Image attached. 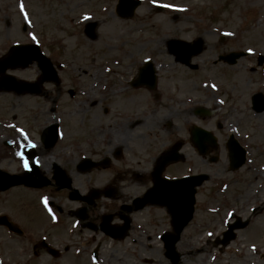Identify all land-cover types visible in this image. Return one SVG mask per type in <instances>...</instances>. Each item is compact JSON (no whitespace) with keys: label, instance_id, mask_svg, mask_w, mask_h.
<instances>
[{"label":"rangeland","instance_id":"1","mask_svg":"<svg viewBox=\"0 0 264 264\" xmlns=\"http://www.w3.org/2000/svg\"><path fill=\"white\" fill-rule=\"evenodd\" d=\"M115 3L116 0H0V55L8 41L39 40L41 51L51 63L63 64L58 95L51 83L44 84L42 95L34 97L0 94V169L11 174L19 172L29 160L24 153L29 146L41 147V129L54 122L61 129L58 145L40 156L30 148V159L36 158L43 171L54 161H63L72 146L70 138L93 133L98 124L105 126L108 121L96 114L101 103L81 112L91 106L83 101H103L102 97L115 91L111 94L118 97L110 96L104 102L109 107L112 101L129 105L127 97L142 91L126 87L128 80L136 76L142 62L151 60L159 68L162 88L173 89V80L185 84L187 90L199 87V104L208 110L210 107L213 113L200 120L188 119L211 131L218 140V159L213 164L203 162L198 168L209 179L198 188L193 222L176 244L178 264H264V113L255 115L250 108L251 95L264 91V63L258 65V58L264 57V0H142L134 17L127 20L117 16ZM158 6L162 7L159 12ZM89 21L96 23L91 39L83 32ZM195 40L203 48L190 58V72L179 65L170 49L177 41ZM232 51L249 55L233 66L214 64L219 55ZM114 64V79L106 83L103 76L92 87V75L98 78L101 73L109 74L107 68ZM31 69L24 71L28 75H16L33 79L38 71ZM74 105H79L77 111ZM70 111L75 117L68 116ZM230 134L247 156L245 165L234 172L228 171L224 146ZM6 140L13 147L3 145ZM187 151L192 154L189 148ZM100 181L91 185L99 187ZM46 201L62 210L60 214L54 212L57 220L47 216L50 208ZM76 206L50 188L14 187L0 192V214L8 215L25 233L32 234V241L43 238L54 247H70L60 259L41 253L35 257L27 237L10 241L0 228V263L171 264L160 241L162 233L172 231L163 207L147 206L134 213L126 237L118 241L101 239L97 260H93L91 253L98 239L93 241L86 231L74 229L68 212ZM235 218L249 225L237 232L227 247H221L215 240Z\"/></svg>","mask_w":264,"mask_h":264},{"label":"flooded vegetation","instance_id":"2","mask_svg":"<svg viewBox=\"0 0 264 264\" xmlns=\"http://www.w3.org/2000/svg\"><path fill=\"white\" fill-rule=\"evenodd\" d=\"M16 43L25 45L28 42ZM10 45L8 41L4 49ZM179 65L192 72L191 65ZM22 71L24 69L14 68L5 72L4 78H7L6 74H8L27 80L13 74ZM37 77L38 74L29 81L32 82ZM173 83L175 84L173 89H164L161 87V78L157 76L151 89L146 83L142 86H134L133 81H128L126 87L142 91L140 95L127 97L129 105L120 106L121 102L116 104L112 101V106L109 107L104 100L110 96L118 97L110 93L109 96L102 97L103 101L91 103V107L101 103L99 112H95L108 119L105 126L98 124V130L87 135L81 133L78 140L70 138L72 146L68 149L67 158L63 161H54L50 170L44 174L50 180L51 190L61 193L62 196L65 195L71 203L77 205L69 210L68 215L72 217L70 222L80 228L79 231L83 229L89 231L90 228L94 233L99 232L98 227L106 216L110 218L108 224L115 227H119L125 217L130 218L135 212L127 214L122 208L124 206L133 208L135 205L133 200L143 197L154 186L157 163L167 153H174L180 161L167 165L162 170L161 178L178 179L202 174L198 168L203 162L208 163L212 153L205 159L197 153L190 135L193 124L189 121V119L201 118V115L196 113L198 108L204 106L198 101L201 90L197 85L187 90L185 84H180L177 80H173ZM10 93H14L17 98L27 97L19 96L14 91ZM87 110L86 107L81 112ZM55 146L56 143L51 148H42L49 150L54 149ZM187 148L192 154L188 153ZM62 174L69 180L70 187L78 191V194H75L77 199L70 200L68 190L58 189V185H63L65 180ZM56 178L60 181L56 182ZM99 179L102 183L99 187L91 185L99 182ZM94 188L97 189L98 197L92 202L79 198L89 196ZM120 200L127 201L119 203ZM49 204L52 206V203ZM147 206L153 205L147 204L145 207ZM194 207L196 208V205ZM80 208L86 211L81 213ZM54 210L59 214L62 213L58 208ZM130 225H132L131 219ZM25 235L27 241L33 244L34 256L47 254L46 250L33 247L36 241H32V234L25 233ZM219 240L216 239L215 242L218 243ZM69 248L66 245L63 251Z\"/></svg>","mask_w":264,"mask_h":264},{"label":"water","instance_id":"3","mask_svg":"<svg viewBox=\"0 0 264 264\" xmlns=\"http://www.w3.org/2000/svg\"><path fill=\"white\" fill-rule=\"evenodd\" d=\"M119 3H120L119 9L124 10V8L127 7V11L129 14L136 7V4L138 3V1L120 0ZM94 26H95V24L92 23V24H88L86 27V33L90 37L94 36ZM176 50L183 56L182 62H184V63L187 62V59L191 54L198 52L197 49H195L194 47H190V48L189 47H182L181 45H177ZM26 56H27V52H23V50H15V48H14L11 51L10 58L12 57L11 60L16 62L19 59L26 58ZM240 56H242V54L231 55V56H228V58H226V60L228 62H233V58H239ZM10 58L8 59V62H6V63L13 62V61H9ZM28 62H30V61H28ZM20 64H22V63H20ZM39 64L44 71V74H45L44 79L50 78L52 75L50 72H48V67L50 65L49 62L44 57H41L39 59ZM23 66H26V65H23ZM146 68H148V69H146V73L148 72V75H146L145 78H147V80H149V81H153L154 80V75H153L154 71H153L151 65L147 64ZM47 76H49V77H47ZM143 79H144V76H141L140 81H143ZM253 105H254V108L257 112L264 110V102L262 101L260 96L254 97ZM56 130H57L56 126L49 128V131H48L49 133L46 135V136H48L47 141H46V138L43 141L47 142V144H49V145L52 144V142L56 139V134H57ZM45 132H47V130ZM196 135H199V136L201 135L203 140L204 139H210L209 134H207V133H204V134L197 133ZM228 152H229L231 169H237L243 165V163L245 161V151L235 141H233V140L230 141ZM168 158H169V156H168ZM30 175H32L33 178L11 176V175H8V174L0 171V191H4V190H6L12 186H17V185H22V184H24L26 186H35V187H40L43 185V183L41 182V179L39 177H37L36 173L31 171ZM205 179H206L205 176H200V177L183 179V180L176 181V182H160V184L158 185L160 187L158 188L156 186V188H155V189H158L160 191V193L157 194V192H153L150 195L153 197L151 199L152 202H155L158 204H164V202H167L166 200H164L166 195L168 196V198H175L174 202L179 201L178 195L180 196V193H184V196H182V197H186L185 215L182 216L183 214L180 215L178 212H175L174 210L172 211L173 225L175 226V233L177 236L173 237L172 239L170 238V244L169 245L166 244V250H167V256H169L174 262L178 261V256L174 252L173 245L178 238V234L181 232L182 228L184 227V225L188 222V220L191 217L192 204L194 201L193 200L194 187L199 186ZM185 193H186V195H185ZM171 201H172V199H171ZM0 225L6 226L12 232L20 233V230L18 229V227L15 224H13L12 222H10L8 217H6V216H0ZM126 228H127V225L125 226V229Z\"/></svg>","mask_w":264,"mask_h":264},{"label":"bare ground","instance_id":"4","mask_svg":"<svg viewBox=\"0 0 264 264\" xmlns=\"http://www.w3.org/2000/svg\"><path fill=\"white\" fill-rule=\"evenodd\" d=\"M249 2H250V3H257V2L254 1V0H249ZM115 70H116V67H113V69H112V73H113V74H115V72H116ZM85 74H87V72H85ZM85 74H84V75H85ZM101 75H102V73H101ZM92 79H93V81H94L92 87H94V86H96V84L98 83V78H97L96 75H92ZM106 81H109V80L107 79ZM90 97H91V95H90V96H87V98H90ZM77 108H78V106L75 107L76 111H77ZM75 115H76L75 113H72V116H73V117H75ZM68 116H69V115H68ZM38 148H39V147H37V148L35 149V151L37 152V154L40 153V154H39V156H40V155L43 154V152H41L42 150H40V149H38ZM33 163H35L37 166H39V163H38L37 161H33Z\"/></svg>","mask_w":264,"mask_h":264},{"label":"snow or ice","instance_id":"5","mask_svg":"<svg viewBox=\"0 0 264 264\" xmlns=\"http://www.w3.org/2000/svg\"><path fill=\"white\" fill-rule=\"evenodd\" d=\"M21 12H23V6L21 5Z\"/></svg>","mask_w":264,"mask_h":264}]
</instances>
